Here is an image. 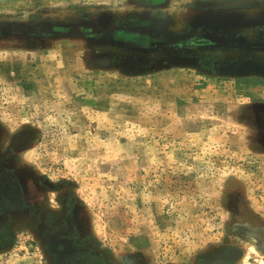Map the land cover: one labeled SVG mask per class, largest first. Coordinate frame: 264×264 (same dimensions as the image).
<instances>
[{
  "label": "rangeland",
  "instance_id": "374dc122",
  "mask_svg": "<svg viewBox=\"0 0 264 264\" xmlns=\"http://www.w3.org/2000/svg\"><path fill=\"white\" fill-rule=\"evenodd\" d=\"M15 204L0 264H264V0L0 1Z\"/></svg>",
  "mask_w": 264,
  "mask_h": 264
},
{
  "label": "flooded vegetation",
  "instance_id": "af4514ba",
  "mask_svg": "<svg viewBox=\"0 0 264 264\" xmlns=\"http://www.w3.org/2000/svg\"><path fill=\"white\" fill-rule=\"evenodd\" d=\"M6 195H3V197H5ZM5 200H9V198L5 197ZM16 208V204L13 205V206H10L9 208H4L3 205L0 206V215L4 212H6L7 210H10V209H14Z\"/></svg>",
  "mask_w": 264,
  "mask_h": 264
},
{
  "label": "water",
  "instance_id": "95a60500",
  "mask_svg": "<svg viewBox=\"0 0 264 264\" xmlns=\"http://www.w3.org/2000/svg\"><path fill=\"white\" fill-rule=\"evenodd\" d=\"M0 1H5V0H0Z\"/></svg>",
  "mask_w": 264,
  "mask_h": 264
}]
</instances>
